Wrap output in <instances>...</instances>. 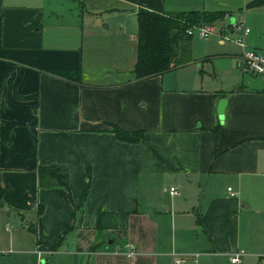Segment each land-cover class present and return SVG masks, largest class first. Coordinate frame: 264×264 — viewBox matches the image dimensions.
Segmentation results:
<instances>
[{
    "label": "crops",
    "instance_id": "0c3cea01",
    "mask_svg": "<svg viewBox=\"0 0 264 264\" xmlns=\"http://www.w3.org/2000/svg\"><path fill=\"white\" fill-rule=\"evenodd\" d=\"M204 3L0 0L1 253L50 264L263 260L260 79L216 85L193 58L133 73L139 9ZM110 124L143 136L120 141ZM52 165L67 169L68 189L40 186L38 168Z\"/></svg>",
    "mask_w": 264,
    "mask_h": 264
},
{
    "label": "trees",
    "instance_id": "16d2710c",
    "mask_svg": "<svg viewBox=\"0 0 264 264\" xmlns=\"http://www.w3.org/2000/svg\"><path fill=\"white\" fill-rule=\"evenodd\" d=\"M264 0H252L246 7L263 5ZM227 12L223 10H188L175 13H159L147 9L137 11V55L133 68L136 79L162 74L192 60L190 45L192 35L188 29L221 21ZM110 131L120 141L137 142L143 136L141 130H125L110 124ZM40 186L69 188L68 171L64 166L38 168ZM86 185L84 195L87 194ZM2 189L0 187V196ZM41 208H38V214ZM34 231L33 226H29Z\"/></svg>",
    "mask_w": 264,
    "mask_h": 264
},
{
    "label": "rangeland",
    "instance_id": "374dc122",
    "mask_svg": "<svg viewBox=\"0 0 264 264\" xmlns=\"http://www.w3.org/2000/svg\"><path fill=\"white\" fill-rule=\"evenodd\" d=\"M250 1L252 0H205L203 7H200V9L209 11L225 10L231 14L223 21H216L210 24L214 32L206 37H201L197 32L192 35L190 45L191 58L196 59L198 62L201 61L200 68L205 71L203 74L204 78H208V75H213V78L208 79L216 85L222 82L223 85L231 86L239 81L241 82L243 79L241 77L242 72L238 67V57L242 52V46L238 42V38L243 37L239 29L240 21L249 28V33L243 37L245 45L249 48L264 50V4L247 8L246 4ZM234 22L235 24H233ZM236 23L238 26H236ZM242 74L245 75L244 80H249L252 84L259 81L249 76V73ZM9 225V229L11 230L13 227L12 222H9ZM3 226L4 223L1 225L2 230ZM28 235L31 237L30 234ZM261 259L259 260V264H264V258L263 260ZM0 264L50 263H42L40 262V258L35 256L34 258H31L29 255L19 257L13 253L0 252ZM211 264L228 263L224 258H220L219 261H211Z\"/></svg>",
    "mask_w": 264,
    "mask_h": 264
},
{
    "label": "built area",
    "instance_id": "2783aa9c",
    "mask_svg": "<svg viewBox=\"0 0 264 264\" xmlns=\"http://www.w3.org/2000/svg\"><path fill=\"white\" fill-rule=\"evenodd\" d=\"M233 24H235V22ZM236 26H238L237 23ZM239 29L243 37L249 33V28L246 27L242 21L239 23ZM195 32H197L201 37H206L210 33L214 32V30L209 24L195 26L188 29V33L191 35H193ZM243 37L238 38V42L242 46V52L239 55L238 67L242 73H249L252 76L258 77L262 83L261 89L264 92V50L247 47L243 41ZM228 189L230 190V188ZM169 192L175 194L177 193V190L172 186L169 188ZM231 194L233 195L234 193L231 192ZM127 245L129 248L127 256H132L136 252L135 246L133 244ZM38 253L41 255V250L38 251ZM242 253L243 250H237L236 252L232 253L230 261L232 263H237L239 261V256ZM197 255L198 254H195V256ZM183 262H185V260L182 257H176L174 260V264H181Z\"/></svg>",
    "mask_w": 264,
    "mask_h": 264
},
{
    "label": "water",
    "instance_id": "95a60500",
    "mask_svg": "<svg viewBox=\"0 0 264 264\" xmlns=\"http://www.w3.org/2000/svg\"><path fill=\"white\" fill-rule=\"evenodd\" d=\"M231 21H232V20H231ZM224 103H225L224 100H221V101L218 103V112H219L220 114H222V109H223Z\"/></svg>",
    "mask_w": 264,
    "mask_h": 264
}]
</instances>
